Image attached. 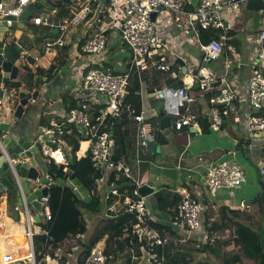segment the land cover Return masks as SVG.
Here are the masks:
<instances>
[{"label":"built area","instance_id":"obj_1","mask_svg":"<svg viewBox=\"0 0 264 264\" xmlns=\"http://www.w3.org/2000/svg\"><path fill=\"white\" fill-rule=\"evenodd\" d=\"M38 1L40 0H0V20L6 21L8 28L12 21L22 15L28 5ZM51 1L64 6L69 15L58 19L56 22L50 21L47 16L35 14L29 19L31 27L42 25L57 31L55 36L46 37L42 43V51L45 55L52 54L57 48L64 47L66 45L65 37L70 33L71 28L77 29L78 27L81 29L80 25L90 12L92 4L101 0ZM107 1L109 22L98 19V16L95 19L98 24V32L89 36L80 50L91 60L88 62L84 73L76 71V74H73L76 106L64 112L58 120L52 119L48 124L41 126V132L34 135V145L37 146L42 158L51 160L55 165H66V154L71 151V148L61 139L60 134L66 127L69 129L67 134L72 132L71 129L77 130L80 137L77 139L79 148L76 155L77 158L89 157L93 169L98 172L96 183L102 192L103 217L129 216L131 217L130 233L132 237H136L148 249L163 247L166 239L158 229L151 225L152 218L147 202L149 196L142 197L138 192L141 186L148 185L147 182L135 180L131 184L133 186L131 193L127 189L121 192L113 182L108 184L110 176H113L116 181L119 177L131 179L127 162L114 160L112 155L114 134L108 129L110 126L108 124L111 120L121 119L125 113L131 116L130 119L136 123L135 152L137 156L147 153L148 146L155 143V131L145 121L143 113L133 115L131 106L124 105L123 100L132 71H136L140 75L141 72H151L152 69L161 73L169 70L171 61L166 55H173L174 49L161 38L156 19L158 15L170 13L175 16V24L183 31L191 34V40L198 45L202 52L201 62L194 71L192 80L203 93L211 92L212 96L209 100L211 105L220 106L212 109L209 119L210 129L219 131L224 118L234 111V102L239 100L241 96L229 83H219L217 75L211 74L204 67L209 61H217L224 52L221 43L227 40L224 16L228 14L238 15L241 7L251 0H197L193 7L190 6L191 0ZM261 1L264 3V0ZM57 13L58 10H52L53 17ZM153 13L156 14L154 22L151 21V14ZM209 29L222 31L221 35L218 40L210 39L208 43H202L200 31ZM107 30L119 35V43L130 51L131 59L127 64V70L123 73H114L111 70L103 71L98 68L104 62L103 56L108 51L107 39L104 36ZM86 32L85 29L84 34ZM6 37L11 42V46L17 52L18 57L30 56L28 51L20 45L19 38L15 36L14 32L7 29ZM252 43L255 50L250 60L251 75L247 81L246 96L241 99L246 102L247 107L242 111V118L238 122L245 134V145L250 151L255 148L256 142L261 149L264 145V28ZM34 59L38 60L37 57ZM154 59H156L155 63H153ZM153 64L155 65L153 66ZM192 86L191 83L183 82L181 87L165 86L157 91L158 95L161 94V98H158L162 100L164 111L170 117V126L175 131H180L184 127L190 128L194 123L193 115L182 113L186 104L191 102L189 91ZM0 89L3 90L4 87L1 85ZM29 102L33 104L35 101L30 97ZM1 107L3 105L0 100ZM254 113L261 114L256 115ZM47 142H50L51 146ZM57 152H60L62 156L61 161L54 157ZM236 155V150H227L220 161L211 162L206 166L205 174L202 175V182L211 195L214 196L221 189L229 192L241 190L245 183V173L237 164ZM258 173L264 177V163L258 169ZM39 177L34 181L35 188L33 190H41L44 186L49 189L50 186L55 185V181L48 174L45 173L44 175L49 181L47 185H42ZM69 184L71 191L81 196L78 187L71 182ZM172 193L178 198V217L182 226L188 233L203 234L204 206L195 201L190 191L185 187H176ZM39 200L42 203L40 222L47 223L52 220V213L48 204L49 192L46 197H41ZM239 204L240 211L245 212L249 208L243 200ZM25 213L28 223L35 224L27 207ZM39 231L40 234L38 235L47 237L48 243L45 242V247L48 246L49 248V242L52 239L48 236V231L42 230V228ZM34 236L31 231L27 233L29 245L24 249L23 254L20 255L14 251L1 254L0 264H41L34 253ZM129 245H132V241L129 242ZM143 256L146 262H150L152 259L149 255L144 254ZM49 259L47 255H44L43 261L45 263ZM106 260L105 239H102L91 249L85 264H105Z\"/></svg>","mask_w":264,"mask_h":264},{"label":"crops","instance_id":"obj_2","mask_svg":"<svg viewBox=\"0 0 264 264\" xmlns=\"http://www.w3.org/2000/svg\"><path fill=\"white\" fill-rule=\"evenodd\" d=\"M196 3L197 0H191L190 6L193 7ZM57 10L59 11L60 8L56 9V11ZM224 19L226 28L225 34H230V36H226V41L221 42L224 52L217 61L207 62L204 68L210 71L211 74L217 75L219 83H229L239 92L241 97L234 102V111L224 118V124L219 131H214L209 127V131L203 134L197 122H194L191 126L196 127L195 133H189L188 127H184L180 131H175L171 128L168 132H163L168 139L167 145L155 146L154 151L149 150L147 153L140 156H137L135 152L136 123L132 121L131 123L132 126L134 125V128L130 136L131 148L126 157V162L131 172V179H129L131 184L135 180H144L150 187H155L158 191L156 185L159 183H163L162 188L171 186H175L176 188L179 187L178 183L182 181V179L177 176L194 174V176H196L194 179L197 181L198 185H203L201 175L205 171L206 166L211 162L220 161L225 152L230 149H234L236 152L245 151L246 155H248L247 159L257 168V171L262 167L264 156L261 155V147H258V142L255 143V148L252 149V151L246 147L247 145H245L246 142L244 141L245 134L238 122L242 118V111L247 107L246 102L241 99L246 96L247 81L251 75L250 60L255 50L252 41L264 28V12L254 13L247 11L244 5L241 7L238 15L228 14L224 16ZM156 24L161 38L174 49L173 55H166L167 57H172L170 59L171 63L169 69L170 72L172 71L174 73V77L171 78L182 83H191V86L193 85L189 91V93L193 95L191 102L186 104L182 113L184 115H193L194 120L197 117H201L202 119L207 118V120H209L212 112V105L207 102V97L210 98L211 92L203 93L201 90H197L198 86L197 84L194 86L195 83H193L192 80V75L201 62L202 52L198 45L191 40V34L179 28L173 22L170 14L163 13L158 15ZM29 29H31L30 25L25 22L24 25H21V27L14 32L15 36L21 38L25 33L30 37H34V40H36L35 33H33L32 29L31 31H29ZM52 31L55 32L56 30L51 29V35L55 36L56 34H52ZM80 31H82V28H77L70 31L67 35L68 45L66 43L65 46L68 48L66 52L61 48H57L52 54H44L42 57L41 55L35 56L38 60L31 67V74H34L35 71L37 72L39 69L45 70L51 65L55 66L56 70H52V73H55V75L50 79H48L47 73H45V75L42 74L41 78L43 84H33L32 89H29L30 92L35 90L39 91L37 100L33 104H30L29 108L26 110V114H24V121L31 125L34 132H37L38 129L44 125L43 123L45 121L49 122L52 119L58 120L64 112L69 110V100H74L75 79L73 78V74H76V71L80 73L82 71L84 73L85 68L88 66V62L91 60L90 57L85 56L77 49L78 42L82 39L85 30L83 33ZM204 38L205 37H203V39ZM209 40L210 39L207 38L206 43H208ZM108 43V51L107 53L105 52L103 56L104 62L98 67L106 68V70H111L114 73L125 72L129 60L125 58L117 59L114 58V56L118 54L120 49H126L120 45L117 35L113 33H111ZM109 53L111 55L107 56ZM46 56H50V59H45L43 61L42 58ZM141 86V112L143 113L145 121L149 124L150 122L148 121H151L158 129L159 120L161 118L159 113L162 111L161 106H163V103L160 104V109L157 111L150 104L151 101L157 102L161 100L158 98L157 91L153 94H148L146 92V85L143 84ZM11 102H14L13 104L15 106L16 97H13ZM160 102H162V100ZM204 105L207 110H204ZM9 107H12L11 103ZM0 111L8 112V109L1 107ZM157 129L154 130L155 135ZM184 134H187V136H183ZM159 147H161L160 153L157 152ZM158 154L161 158L166 159V161L156 166L155 156ZM139 159L140 162H138ZM42 162L43 164L45 162L43 158ZM151 173L154 174L153 177H151ZM158 176L159 179H157ZM197 177L201 178L199 182ZM203 186L202 192L206 193L207 189ZM193 189L195 196L200 197V192L197 191L196 188ZM229 194V191L221 189L214 196L211 195L215 204H210L209 201L208 208L219 209V207L224 205L228 209L233 210L230 207L234 205L235 201L231 199ZM165 196L169 204L173 202L174 198L177 199V197H174L172 190L166 193ZM80 197L83 198L82 195ZM205 199L209 200L208 198ZM241 200L252 207L251 202L254 199L250 201ZM147 202L152 221L169 228L180 237L179 240H175V250L178 253L186 255V259H189V264H223L204 247V233H188L182 226L179 217L175 220L169 212L159 209L154 194L148 197ZM199 202L201 203V201ZM205 208L204 205V210ZM172 211L174 212V209H172L171 212ZM29 215L33 219V213L30 209ZM40 229L38 224L28 223L27 214L14 205V200L6 199L5 194H0V255L8 251L18 253L24 252V249L29 245L27 233L31 231L34 235H38L40 234ZM59 254L61 256L55 253L56 258L47 260L46 264H70L72 259L71 256L63 257L64 254ZM72 260L73 264H76L75 257ZM137 260L143 261L145 259L143 256Z\"/></svg>","mask_w":264,"mask_h":264},{"label":"trees","instance_id":"obj_3","mask_svg":"<svg viewBox=\"0 0 264 264\" xmlns=\"http://www.w3.org/2000/svg\"><path fill=\"white\" fill-rule=\"evenodd\" d=\"M100 2L102 3V6L99 8ZM100 2L92 4L90 12L86 15L80 25L82 27L84 25H88V27L87 34L78 42V50H81L83 43L89 36H93L98 32V24L95 22V19L98 16V19L104 20L106 22L108 21V1L101 0ZM59 8L60 10L57 13L59 18L69 15L68 11L60 3H52V10ZM45 28L49 29L48 27ZM49 30L51 32V29ZM34 32L35 31L33 29V33ZM221 32L219 30L212 29L201 30L200 40L203 43L207 42V38L218 40ZM111 33L112 32L110 30H107L104 33V36L107 39V47L109 46L108 41L110 39ZM49 34L50 36L46 37H53L51 33ZM226 36H230V34H227ZM203 37L206 39H203ZM67 48L68 47L64 46L61 49L66 52ZM98 68L106 71V68ZM52 70H56V67L51 65L45 70L39 69L37 72L35 71L34 74H27L25 76L27 87L32 89L33 84H43L41 78L42 74L45 75V73H47L48 79L52 78L55 75V73H52ZM169 72L170 69L165 73L153 70L151 72L143 71L139 75L136 71H132L123 104L131 106L133 115L139 114L142 110L141 85H146V92L148 94H153L165 86H182V82L167 76ZM195 85L196 84H194V86ZM18 86L19 85L16 87ZM197 90H199V87ZM209 100L210 98L207 97L208 103ZM69 103V109L76 106V102L73 99H70ZM219 107V105H212V109ZM161 109L164 111L163 106H161ZM254 114L259 115L261 113ZM130 117V115L125 113L121 119L111 120L108 124L110 125L108 129H110L114 134L112 155L116 162H126L127 153L131 148L130 136L133 127ZM193 121L197 122L203 134H206L209 131V120H207V118L202 119L201 117H197ZM43 124H48V122L45 121ZM67 130L69 129L66 127L60 134L61 139L71 148V151L66 154V165H55L51 160L43 158L45 161L43 164V170L55 181V185L50 186L49 188L48 204L52 213V220L47 223L40 222L38 225L40 228H42V230L46 229L48 231V236L52 240L49 242L50 246L48 248V246L45 247V242L47 241L48 243L46 236L35 235L33 237L34 253L36 254L37 260H39L41 264H46L45 261H43L44 255H47L50 259L56 258L54 251L61 242L67 240L70 237L84 235L88 231V221L86 216L95 217L100 215L102 224L97 229H95L94 233L89 238L81 241L79 244L76 264H85V260L89 256L91 249L102 239H105V255L107 257L105 264H189V259H186L187 256L182 253H178L175 250V240H179L180 237L169 228L156 224L152 221L151 225L161 232L163 237L166 239V242L163 247L148 249L136 237L131 236V217H102L104 202L102 198V192L98 189V185L96 183L98 172L93 169L89 157L77 158L76 153L79 148L77 139L80 137V135L75 129H71L72 132L70 134H67ZM167 144L168 139L165 137L163 132L157 129L156 141L154 145L165 146ZM261 151L262 155L264 156V145ZM204 174L205 171L202 173V175ZM177 177L182 179V181L178 183L179 187L187 188L189 191H191V196L195 201H201L202 205H205L206 208L205 212L203 213L202 223L203 231L206 236L204 247L211 255L217 256L219 254V249L221 248H217L219 245L217 244L218 241H212V238L217 233H219L220 227L214 223L213 216L211 215L209 211L210 209L208 208L209 201L210 204H215L214 199L212 198L211 194L208 193L209 191L204 184L203 185L207 189V192H202L203 185H198L197 181L194 179V177H196L194 174H183L182 176ZM157 179H159V176ZM114 180V177L110 176L108 184L113 182L121 192L126 189L129 193L132 192L133 186L128 179L119 177L117 181ZM197 180L199 182L201 178L197 177ZM70 182L78 187L83 198H81L79 194L71 191V186L69 184ZM162 185L163 183L156 185L158 191L154 194L158 207L162 211L169 212L172 217L177 220L178 198H174L173 202L169 204L166 201L165 196L166 193H169L171 190L175 189V186L162 188ZM193 188H196V190L200 192V197L195 196ZM105 189L106 187L104 190ZM174 197H176V195H174ZM205 198H208L209 200ZM253 201L254 203L251 206L256 208V214L258 217L257 224L252 223V218L248 215L246 216L243 211L230 210L224 205L219 207V213L221 214L222 220H230L231 225L237 230V236L240 237L244 256L248 259L259 261V263L264 264V193L259 192ZM172 209H174V212H171ZM243 215L245 216V219H243ZM130 241H132V245H129ZM144 254L146 256L149 255L152 257L150 262H146V260H137L143 257ZM236 260L238 261L236 257H233L229 260H225L223 264H234Z\"/></svg>","mask_w":264,"mask_h":264},{"label":"water","instance_id":"obj_4","mask_svg":"<svg viewBox=\"0 0 264 264\" xmlns=\"http://www.w3.org/2000/svg\"><path fill=\"white\" fill-rule=\"evenodd\" d=\"M43 1L28 5L22 15L12 21L8 28L6 21L0 20V86L4 87L3 90L0 89V100L3 108L8 109V112L0 111V194H5L6 199H13L14 205L23 212H26V207L30 209L36 224L40 223L42 215V203L39 199L46 197L49 192L47 186L41 190H33L34 181L39 175L42 185H47L49 181L44 177L42 158L37 146L34 145V135L42 129L28 134L27 122L24 121V114L30 106L29 98L36 101L39 96L38 90L31 92L30 95L25 81V76L31 74V66L36 60L31 56L16 57L4 40L7 29L11 31L19 29L27 19L44 7ZM245 6L247 11L254 13L264 11V3L261 0L248 1ZM155 18L156 14H151V21L154 22ZM52 34H57V31H52ZM17 85L19 86L16 87ZM13 97H16L15 106L14 102H11ZM158 97L161 98V94ZM10 103L12 107H9ZM159 116L161 118L158 130L164 132L171 129L170 117L165 111H161ZM195 128L194 126L188 128L189 133H195ZM47 144L51 146L50 142ZM147 149L154 151L155 145L150 144ZM257 185L260 192L264 193V177L257 178ZM138 192L142 197H148L155 194L157 189L143 185Z\"/></svg>","mask_w":264,"mask_h":264},{"label":"rangeland","instance_id":"obj_5","mask_svg":"<svg viewBox=\"0 0 264 264\" xmlns=\"http://www.w3.org/2000/svg\"><path fill=\"white\" fill-rule=\"evenodd\" d=\"M44 7L35 13V15L38 16H47L50 18V21H57L58 19H60L57 14L55 17L52 16V1L51 0H44L43 1ZM102 6V3L100 2V6L99 8ZM170 14V13H168ZM34 15V14H33ZM170 17H172L173 22L174 21V15L170 14ZM160 18V16H159ZM109 22V20L107 21ZM26 23L29 24V20H26ZM31 27V26H30ZM88 27V25H84L82 27V30H85ZM32 30L34 29V33L36 35L37 41L34 40V37H30L28 34H23L24 36L19 38V42L20 45L25 48L28 51V54L31 57H35L36 55H41V57L44 55L43 51H42V43H44L46 36H50L49 33L50 30L45 28L44 26L40 25L37 27H31ZM78 28V27H77ZM75 29L71 28L70 31H73ZM81 33H83V31H80ZM79 34V33H78ZM68 35V34H67ZM66 35V37H67ZM86 34H83V37ZM65 37V41L68 45V39ZM117 38H119V35H117ZM40 40V41H38ZM77 42V40H76ZM16 52V51H15ZM17 54V53H16ZM111 54H107V56H110ZM114 58H125L127 60L130 61L131 59V54L129 50H124V49H120L118 51V54L114 56ZM172 57H168V60H170ZM43 61L45 59H50V56H46L44 58H42ZM156 62V59L153 60V63ZM155 64H153L154 66ZM32 67V66H31ZM154 70V69H152ZM174 73L171 71L167 74V76L170 77H174L173 76ZM192 94L189 93V98H192ZM158 100V99H157ZM161 101V100H160ZM157 101V102H150L151 106L154 107L157 111L160 109V104H162V102ZM189 104V103H188ZM204 110H207L206 106L204 105ZM150 125L152 127L153 130H156L157 128L152 124L151 121ZM134 128V125L132 126ZM164 131L165 133L168 132ZM160 148H158V151L160 153ZM62 149V147H61ZM63 152V149H62ZM247 156L245 151H239L237 152L236 155V162L237 164L242 168V170L245 173V183L242 185L241 190H233L230 191L229 195L231 196V199L235 201L234 205L232 207H230L231 209H233L234 211H238L239 210V201L241 199H244L246 201H250L253 200L255 198V196L260 192V189L257 185V178H263L259 175L257 168L251 164L250 160L247 159ZM166 161V159L161 158V156L158 154L157 156H155V163L156 166L160 165L161 162ZM155 166V167H156ZM154 174L151 173V177H153ZM180 176V175H179ZM236 195V196H235ZM211 215L213 216L214 219V223L220 227L219 229V233H217L213 238L212 241H218L217 244H219L217 246V248H221L219 249V254L215 257L218 258V260H220L219 262L224 263L225 260H229L233 257H236L238 259V261L236 260V262L234 264H261L259 263V261H254L251 259H248L244 256L243 254V249H242V244L240 242V237L237 236V230L231 225L230 220H226L221 218V214L219 213V209L218 208H212L209 210ZM205 212V210H204ZM244 214L247 216H250L251 222L254 224L258 223V217L256 214V208L254 207H249L247 209V211L244 212ZM103 217V215H102ZM243 219H245V216L243 215ZM87 221L89 222L87 227H88V231L81 236H75V237H70L67 240L61 242L57 248L55 249L56 251L54 253H58V256H61L59 253L64 254V257L67 256H71L72 259H76L77 255H78V251H79V244L81 243V241H84L85 239L89 238L95 231V229H97L102 223H101V216L97 215L95 217H88L86 216ZM23 254V251L20 253V255ZM71 259L70 264H73V260ZM76 261V260H75ZM218 264V263H216Z\"/></svg>","mask_w":264,"mask_h":264},{"label":"flooded vegetation","instance_id":"obj_6","mask_svg":"<svg viewBox=\"0 0 264 264\" xmlns=\"http://www.w3.org/2000/svg\"><path fill=\"white\" fill-rule=\"evenodd\" d=\"M15 31H16V30H15ZM15 31H12V32H15ZM4 42L7 43V45H9V47L11 48V50L13 51V53L15 54V56L18 57V55L16 54L15 50H14L13 47L11 46V42L7 40V37H6V39L4 40ZM28 91H30L29 88H28ZM26 125H27V128H28V134L34 132L33 129L31 128V125H29V124H26ZM44 174H45V173H44Z\"/></svg>","mask_w":264,"mask_h":264},{"label":"bare ground","instance_id":"obj_7","mask_svg":"<svg viewBox=\"0 0 264 264\" xmlns=\"http://www.w3.org/2000/svg\"><path fill=\"white\" fill-rule=\"evenodd\" d=\"M54 157H55L58 161H60L61 158H62L60 152L55 153V154H54ZM11 200H13V199H11ZM10 202H13V201H10Z\"/></svg>","mask_w":264,"mask_h":264}]
</instances>
